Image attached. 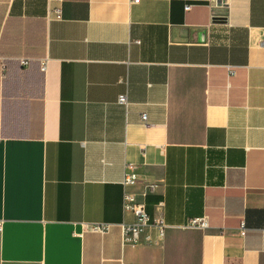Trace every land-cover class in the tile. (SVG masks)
Listing matches in <instances>:
<instances>
[{
  "label": "crops",
  "instance_id": "obj_1",
  "mask_svg": "<svg viewBox=\"0 0 264 264\" xmlns=\"http://www.w3.org/2000/svg\"><path fill=\"white\" fill-rule=\"evenodd\" d=\"M263 29L264 0H0V264H264ZM125 170L163 236L123 241Z\"/></svg>",
  "mask_w": 264,
  "mask_h": 264
},
{
  "label": "built area",
  "instance_id": "obj_2",
  "mask_svg": "<svg viewBox=\"0 0 264 264\" xmlns=\"http://www.w3.org/2000/svg\"><path fill=\"white\" fill-rule=\"evenodd\" d=\"M62 1V0H59ZM139 0H133V2H138ZM190 5L186 6V9H189ZM54 13L56 18H61V7H55ZM262 45L264 46V29H263V40ZM23 65L27 64L26 60H22ZM46 68V62L43 64V69ZM235 73L234 69L229 70V76L233 75ZM118 101L120 104L128 105L127 95L121 94L118 98ZM142 120L147 123V114H142ZM141 178L139 175L135 172H131L128 170H125L122 184L125 188L124 191V206L125 209H129L134 217V221L132 222H124L121 225L122 229V239L123 241H130L132 243H138L141 240V236L143 232L149 228L153 227L157 230V234L159 236H163L165 229L168 227V224L158 218L151 220V217L149 213L147 212L146 205L144 202H141L137 199L135 193L131 191L130 189L140 180ZM146 188L149 192H153L158 188V184L155 182H147ZM209 226V219L208 216H201L196 218H191L186 224H184V227H197V228H203L206 229ZM95 229H101L100 225H96Z\"/></svg>",
  "mask_w": 264,
  "mask_h": 264
}]
</instances>
